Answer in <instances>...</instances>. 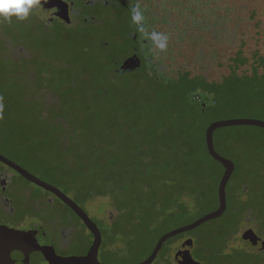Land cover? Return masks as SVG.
Here are the masks:
<instances>
[{"label": "rangeland", "instance_id": "1", "mask_svg": "<svg viewBox=\"0 0 264 264\" xmlns=\"http://www.w3.org/2000/svg\"><path fill=\"white\" fill-rule=\"evenodd\" d=\"M65 1L70 5L71 0ZM84 1L89 7H94L101 2L110 5V10L113 12L118 10L124 13H131L132 7L139 4L146 18L143 31L147 33L155 31L168 37L167 48L165 50L157 48V56L161 60L160 68L163 71H160V76L163 79L175 76L180 71H190L193 76L201 75L209 82H218L224 76L237 75L251 82L257 79L264 84V0ZM72 2L74 4L70 16L60 14L57 17L62 23L70 20L67 24L75 27L73 31L77 33L74 38L68 36L71 34L69 31H61L64 29L62 24L50 22L49 15L38 7L33 10L32 17L29 16L24 21L17 20L15 17L11 22L0 19V126H2L0 128V148L24 163L43 181L78 200L105 230L110 229L104 221L106 211L108 210V214L112 217L117 214V210L111 203V196L109 194L96 195L90 200L86 196L78 197V192L73 186L68 189L64 185V180L69 179L70 174L63 170L62 160L59 159L63 155L60 153V143L54 141V145H50L44 139L48 130L55 131L56 138L63 135L60 134L59 126L53 128L45 125V111L49 109L46 108L45 100L49 102L56 100L57 104L54 107L60 109V98L67 95L66 91L70 89V84H73L74 87L70 89L71 94L67 95L68 105H65V108L73 113L97 115L109 136L123 135L139 143L144 141L143 136L147 135L145 133L162 129L163 119L168 117L170 110L166 108L164 110L167 111H162V107L168 103L167 100L162 99L164 91L161 92L159 89L153 91L146 85L117 89L118 95L125 94L131 100L124 102L126 106L137 107L128 114H117L118 111L111 109V104L104 99L93 100L95 96L93 92L97 86L102 83L103 87L108 86L109 79L118 81L119 84L133 81L125 73H115V75L106 77L103 70L105 66L102 61L103 52L100 49L103 47L101 45L110 42V35L115 39L121 36L124 28L117 23L114 30H111V22L115 23L116 20L106 23V20L93 9L87 11L82 8L83 0ZM81 13L85 16L82 17ZM112 18L114 19L115 16ZM83 22L89 26L90 33H78L77 25ZM41 25L46 27V30ZM50 26L53 31L55 30L54 32L50 31ZM47 30L49 32H46ZM28 36L32 37L29 41L26 39ZM116 47L120 58H123L121 63L132 54H128L131 51L130 42L118 43ZM240 48L242 53L238 51ZM84 49H87V54L82 58L88 60L96 58L101 64L95 66L82 62L84 60L81 59V62L75 61L72 54L80 52L82 54ZM61 68L66 71L58 80L55 75L59 77L58 72ZM94 72L97 73L96 78L92 76ZM262 91L264 95V88ZM260 106L263 109H253L256 113H252L253 111L245 113L237 108L234 115L254 116L252 118L264 120V103ZM119 108L116 106V109ZM158 115L162 116L159 124H155ZM241 135L250 136L253 142L248 144L250 146L247 148L260 153V164L263 166H261L263 171L261 175H257V178L264 179V128L216 130L214 139L217 150L235 162L234 182L229 190L233 194L238 192L239 185L244 179L252 180L254 175L249 173L247 166L238 157L244 146L234 148L226 144V141H234ZM161 153V156L160 151L153 156L148 154V158L152 157L147 168L149 172H152L150 167L158 157V163L163 161L160 168L172 161L169 156L171 143L168 146L163 144ZM211 164L216 171H220L218 163L211 162ZM171 177L184 187L188 184L186 166L184 174H181L179 166H174L166 176L167 179ZM146 178L150 180L151 175ZM210 186V193L213 194L214 178L210 181ZM150 187L151 184L148 185V188ZM162 193L165 194L166 191L163 190ZM124 204L128 205V209L138 210L136 216L134 214L128 216L127 213L124 215L123 222L127 221L126 223L129 224L135 222L134 218H140H137V215L142 217L146 214L150 215L151 211L155 213L151 204L148 202L136 204L133 197L127 198ZM216 206L214 200H206L174 219L163 220L166 216H162L157 220L153 219V222H144L143 224L149 225V228L141 229V227L136 228V225L131 226L130 240L122 249L117 250L119 257L113 258L105 255V258L110 264H138L150 255L157 238L163 231L190 223L216 209ZM238 207L236 203V211ZM125 209L127 210V207ZM151 216L154 217L153 215L149 217ZM234 219H212L192 233L207 231L211 226H225L229 228L227 237L230 241L227 251L233 256V264H257L258 258L255 253L253 254L256 251L252 249L250 232H254L263 239L264 237L254 229L250 221L245 219L240 224H235ZM116 236L118 241L122 238L119 232ZM183 237L182 241L176 240L173 246L180 247L188 239L194 242V236L191 234L186 233ZM173 240L175 239H168L166 245L169 246ZM193 256L196 258L194 254ZM177 257V253L173 254L174 264H179V262L176 263Z\"/></svg>", "mask_w": 264, "mask_h": 264}, {"label": "trees", "instance_id": "2", "mask_svg": "<svg viewBox=\"0 0 264 264\" xmlns=\"http://www.w3.org/2000/svg\"><path fill=\"white\" fill-rule=\"evenodd\" d=\"M82 8L87 11L93 9L95 13L106 20V23L116 20L115 23L114 21L111 22V30H114L117 23L124 28L121 36L115 39L110 35V42L101 45L103 47L100 49L103 52V55L101 54L102 61H104L105 66L103 70L106 77L115 75V73L120 74L115 71V68L123 59L120 58L116 47L118 43L130 42L131 51L128 54L133 53V47L136 46L142 58L140 69L125 73L133 79L132 82L119 84L118 81L109 79L108 86L103 87V83L97 86L93 92L95 95L93 100L95 101L96 98L104 99L111 104V109L118 111L117 114H128L137 107L126 106L124 102L131 100L125 94L118 95L117 89L121 87L131 88L133 85L135 87L146 85L150 90L157 91L156 89H159L161 92L164 91L162 99L167 100L168 105H164L162 111L170 110V113L168 111V117L163 119L162 129L145 133L147 135L143 136L145 137L144 141L139 143L135 139L123 135L118 137L109 136L97 115L73 113V111L65 108V105H68L67 95L71 94L70 89L74 87L73 84H70V89L66 91L67 95L60 98V109L54 107L57 104L56 100L49 102L46 99V108L49 109L45 111V125L53 128L59 126L60 134L63 136L56 138L54 136L55 131L48 130L44 139L50 145H54V141L60 143L59 149L63 155L59 159L62 160L63 170L70 174V178L64 180V185L68 189L73 186L78 192V197L83 198L86 196L90 200L96 195L109 194L112 199L111 203L118 214L125 215L127 213L128 216L129 214L136 216L138 213V210L128 209V205L124 204L127 198L133 197L136 204L148 202L155 209V213H152V211L149 213L154 217L151 216V220L148 214L142 217L137 215V218H140H134V221L138 223L136 228L141 227V229L150 227L144 225V222H153V219L157 220L162 216H166L163 220L166 218L174 219L176 216L194 209L197 205H201L206 200H214L217 208L219 205L218 184L224 168L208 152L205 138L207 127L216 119L254 117L237 116L234 113L237 108L245 113L252 112L256 108L260 109V105L264 103L262 91L264 84L257 81V79L251 82L249 79L237 75L231 77H228L230 76L228 75L218 82H209L201 75L193 76L190 71H180L175 76L163 79L160 76V71H162L160 68L161 60L157 56V47L146 37L145 33L147 31L141 33L140 28L132 22L131 13L118 10L113 12L110 10V5L101 2L94 7H89L84 0ZM32 15L33 13L30 17ZM81 15L82 17L85 16L82 13ZM113 16H115L114 19ZM56 23L62 24L64 29L61 31L71 33L68 35L69 37L74 38L77 35L73 31L75 27L73 28L67 23ZM42 28L45 29L46 27L42 26ZM50 28L52 32V26ZM77 28L78 33H90L89 26L84 22L78 24ZM46 32H49V30ZM131 33L133 35H130ZM32 37L28 36L26 39L29 41V38ZM238 51L242 53L241 48ZM80 54L81 52L73 53V59L77 62L84 60L82 62H88L95 66L101 64L99 59L96 58L90 60L82 58L87 54V49H84ZM65 71L64 68H61L58 72L59 77L57 75L55 77L58 80L61 79ZM92 76L96 78L97 73L94 72ZM116 106H119L120 110L116 109ZM166 108L167 110H164ZM252 113H256V111ZM161 116L158 115L155 124H159ZM255 127L257 126L240 125L224 128L249 129ZM252 142L250 136L245 135L238 136L234 141H226V144H230L234 148L244 146L238 157L247 166L249 173L254 175L252 180L244 179L239 185L238 192L236 191L234 194L231 191L229 192L234 182V174L231 176L226 188L227 209L218 218H235V221L233 220L235 224H240L246 219L264 237V179L257 178L258 174L261 175L263 166L260 164V153H255L252 149L247 148V146H250L248 144ZM169 143H171L169 156L172 161L160 168L163 161L158 163V157L150 167L152 172H149L147 168L152 157L148 158V154L153 156L160 151L161 156L163 144L168 146ZM55 145L57 146V144ZM218 152L222 154L220 151ZM211 162L218 163L220 171H216L211 167ZM174 166L180 167L181 174H184L186 166L188 184L184 187L178 184L173 177L166 178L168 171ZM148 175H151L150 180L146 178ZM213 178L215 179V189L211 194V186L209 187V185ZM149 184H151L150 188H148ZM163 190L166 191L165 194L162 193ZM236 203L239 205L237 211L235 209ZM123 215L122 217L110 218L112 222L110 231L113 232L110 237L116 235L117 232H120L124 237L130 236L127 233L132 229L131 226L120 224L123 222ZM203 225L179 234L185 235L187 233L194 236L193 254L196 259H200L206 264H233V256L227 251L228 242L230 241V238L227 237L229 228L211 226L212 228L210 227L207 231L197 234L192 233L203 227ZM169 230L171 229L163 231L159 237ZM254 253L258 258L257 264H264V250L260 253Z\"/></svg>", "mask_w": 264, "mask_h": 264}, {"label": "flooded vegetation", "instance_id": "3", "mask_svg": "<svg viewBox=\"0 0 264 264\" xmlns=\"http://www.w3.org/2000/svg\"><path fill=\"white\" fill-rule=\"evenodd\" d=\"M72 6L70 4L69 14L58 11L49 14L37 7L49 15L50 22L55 23L60 22L57 17L60 14L70 16ZM50 9L56 10L57 7L54 5ZM18 166L42 180L24 163L0 148V264H110L105 255L119 257L117 250L125 246L130 240L129 236H122L119 241L116 235L110 237L113 232L108 228L103 230L88 209L69 196L100 230L102 238L96 262L93 253L89 255L95 241L94 232L87 227L78 212L54 192L29 179ZM122 215L117 213L114 217ZM111 217L107 210L104 221L109 227ZM120 224L134 227L138 223ZM127 234L131 235L132 229ZM183 236L178 234L175 238L171 237L175 240L169 246L165 242L151 264H174L173 254L179 255L187 240L180 247L173 244L176 240L182 241Z\"/></svg>", "mask_w": 264, "mask_h": 264}, {"label": "water", "instance_id": "4", "mask_svg": "<svg viewBox=\"0 0 264 264\" xmlns=\"http://www.w3.org/2000/svg\"><path fill=\"white\" fill-rule=\"evenodd\" d=\"M74 2H71L70 4L73 5ZM56 6V10H51V6ZM42 9H44L45 12H48L49 14L57 13H66L69 14L70 12V5L65 0H41L40 5H38ZM54 11V12H53ZM136 37V36H135ZM134 37V38H135ZM142 66V58L140 57L138 53V48L136 46L133 47V53L128 56L123 62L119 65L115 71L117 73L123 74L126 72H132L135 70L140 69ZM240 125H248V126H257L264 128V120L252 118V117H235V118H225V119H218L209 124L206 130L205 138H206V146L208 149V152L210 155L217 161H219L223 168V174L221 176V179L218 184V199H219V205L216 209L205 213L204 215L198 217L196 220L187 223L185 225H181L179 227H176L174 229H171L165 233H163L159 239L157 240V243L150 254V256L145 259L144 261L138 263V264H151L153 260L156 258L158 252L162 248L163 244L171 237H174L178 234L188 232L190 230H193L202 224L208 222L209 220L218 218L222 216L226 209H227V194H226V188L229 179L231 178L234 170H235V162L225 157L224 155L220 154L215 147L214 142V133L217 129L229 127V126H240ZM18 169H20L29 179L35 181L39 185L45 187L46 189L54 192L56 195H58L65 203H67L69 206H71L75 211L78 212V214L81 216V218L84 220L87 227H89L95 235V241L94 244L89 252V255L93 253L94 260L97 262V252L98 248L101 244V233L94 221L87 215V213L79 207L69 196H67L63 191H61L59 188L39 179L38 177L32 175L27 170L21 168L18 166ZM251 233V245L252 249L256 251L257 253H260L264 250V239L260 237L259 235L254 234V232ZM194 247V242L192 239H188L184 245L183 250L180 251L178 255V261L180 264H205L202 261L196 259L193 256L192 250Z\"/></svg>", "mask_w": 264, "mask_h": 264}, {"label": "clouds", "instance_id": "5", "mask_svg": "<svg viewBox=\"0 0 264 264\" xmlns=\"http://www.w3.org/2000/svg\"><path fill=\"white\" fill-rule=\"evenodd\" d=\"M40 3L41 0H0V19L11 22L12 18L15 17L17 20L24 21L29 18ZM131 18L132 22L143 31L146 18L139 4L132 7ZM145 35L160 50L167 48L168 37L163 33L153 31L151 33L146 32Z\"/></svg>", "mask_w": 264, "mask_h": 264}]
</instances>
